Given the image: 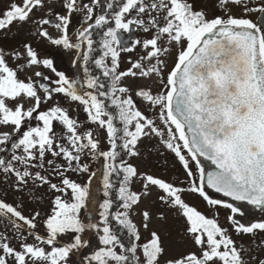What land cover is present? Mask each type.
<instances>
[{
  "label": "snow or ice",
  "instance_id": "1",
  "mask_svg": "<svg viewBox=\"0 0 264 264\" xmlns=\"http://www.w3.org/2000/svg\"><path fill=\"white\" fill-rule=\"evenodd\" d=\"M243 205L264 0H0V264H264Z\"/></svg>",
  "mask_w": 264,
  "mask_h": 264
},
{
  "label": "flooded vegetation",
  "instance_id": "2",
  "mask_svg": "<svg viewBox=\"0 0 264 264\" xmlns=\"http://www.w3.org/2000/svg\"><path fill=\"white\" fill-rule=\"evenodd\" d=\"M246 211H249V212H254V214H255V217L257 218V219H259V218H261V217H264V213H260L259 212V210H252V209H250V208H244Z\"/></svg>",
  "mask_w": 264,
  "mask_h": 264
},
{
  "label": "water",
  "instance_id": "3",
  "mask_svg": "<svg viewBox=\"0 0 264 264\" xmlns=\"http://www.w3.org/2000/svg\"><path fill=\"white\" fill-rule=\"evenodd\" d=\"M205 164H207V162H205ZM209 167H210V165H209ZM214 195H218V194H214ZM242 207H243V208H246V207H247V208H250V209H251V206H248V205H243ZM252 210H253V209H252ZM253 211H254V210H253Z\"/></svg>",
  "mask_w": 264,
  "mask_h": 264
}]
</instances>
